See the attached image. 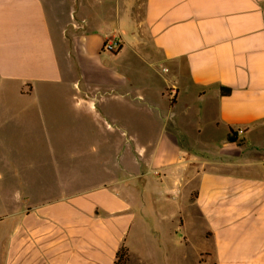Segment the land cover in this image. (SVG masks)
<instances>
[{
	"label": "crops",
	"instance_id": "crops-1",
	"mask_svg": "<svg viewBox=\"0 0 264 264\" xmlns=\"http://www.w3.org/2000/svg\"><path fill=\"white\" fill-rule=\"evenodd\" d=\"M0 145V264H264V0H0Z\"/></svg>",
	"mask_w": 264,
	"mask_h": 264
},
{
	"label": "rangeland",
	"instance_id": "rangeland-1",
	"mask_svg": "<svg viewBox=\"0 0 264 264\" xmlns=\"http://www.w3.org/2000/svg\"><path fill=\"white\" fill-rule=\"evenodd\" d=\"M61 110L60 109H54L53 110V122H62V117L60 116ZM63 122H72V120H67L64 119ZM87 124H93L94 119L92 114H87L86 118ZM93 126V125H92ZM190 128V126H188ZM40 130V128H38ZM61 129V126H60ZM70 129H74L73 126L70 125ZM55 130H57L55 128ZM120 135V132H117ZM42 135L38 134V137H24L22 136L20 138V141L17 143L18 147H20L18 150L23 153H30V152H39L45 154L47 151V142L45 141L44 138H42ZM17 147V148H18ZM1 145H0V152H1ZM45 159L41 158H34V159H29L26 158L25 155H22L20 159L17 160V163L23 168L27 170V173H30L29 169L31 166H36L41 162H45ZM119 161V160H118ZM0 162H2V159H0ZM31 176V175H29ZM197 230V229H196ZM197 234L193 235V244L185 246L184 244L181 245V247L177 251V256H178V262L180 264H197L198 263V256H199V248L200 244L202 245L203 239L200 233L196 231ZM197 246L199 247L197 249ZM206 262L210 264L211 258H207Z\"/></svg>",
	"mask_w": 264,
	"mask_h": 264
},
{
	"label": "trees",
	"instance_id": "trees-1",
	"mask_svg": "<svg viewBox=\"0 0 264 264\" xmlns=\"http://www.w3.org/2000/svg\"><path fill=\"white\" fill-rule=\"evenodd\" d=\"M223 92H229L228 88H223ZM129 259V251L128 248L123 245L119 248L116 256L115 264H127Z\"/></svg>",
	"mask_w": 264,
	"mask_h": 264
},
{
	"label": "built area",
	"instance_id": "built-area-1",
	"mask_svg": "<svg viewBox=\"0 0 264 264\" xmlns=\"http://www.w3.org/2000/svg\"><path fill=\"white\" fill-rule=\"evenodd\" d=\"M120 48L121 46L114 38H107L102 45V49L104 51L110 52L112 54L119 52Z\"/></svg>",
	"mask_w": 264,
	"mask_h": 264
}]
</instances>
